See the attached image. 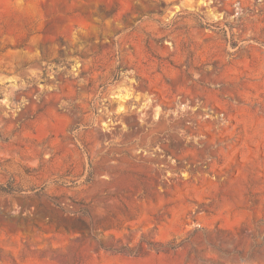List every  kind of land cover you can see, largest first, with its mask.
<instances>
[{
  "label": "rangeland",
  "instance_id": "rangeland-1",
  "mask_svg": "<svg viewBox=\"0 0 264 264\" xmlns=\"http://www.w3.org/2000/svg\"><path fill=\"white\" fill-rule=\"evenodd\" d=\"M0 264H264V0H0Z\"/></svg>",
  "mask_w": 264,
  "mask_h": 264
}]
</instances>
